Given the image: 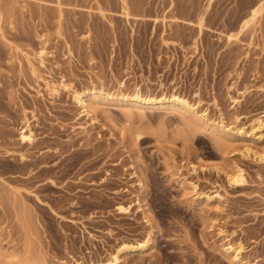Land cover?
I'll return each instance as SVG.
<instances>
[{
  "label": "rangeland",
  "instance_id": "obj_1",
  "mask_svg": "<svg viewBox=\"0 0 264 264\" xmlns=\"http://www.w3.org/2000/svg\"><path fill=\"white\" fill-rule=\"evenodd\" d=\"M260 1L0 0V264H106L149 236L119 264H264V12L229 36ZM94 92L111 103L86 112ZM138 92L235 137L113 101Z\"/></svg>",
  "mask_w": 264,
  "mask_h": 264
},
{
  "label": "bare ground",
  "instance_id": "obj_2",
  "mask_svg": "<svg viewBox=\"0 0 264 264\" xmlns=\"http://www.w3.org/2000/svg\"><path fill=\"white\" fill-rule=\"evenodd\" d=\"M263 12L264 0H261L253 7L250 16L246 20H243V23L241 24L237 35L230 34V38H236L238 37V35L244 33V31H246L252 23H255L258 19H260L259 17L261 15L263 16ZM77 99L86 112H91L97 108H101L106 104V102L111 103L110 95L105 94L104 92H94L87 99H84L83 95H80ZM113 101H117L118 104L122 106V108L128 114L127 116H132V114H134V111H138L142 115H145V111L147 109H169L172 112L180 114L181 117L186 118L187 120L190 118L191 123L189 121L188 123L191 124V127L194 129V131H210L211 134L214 135V137L221 140V142L219 141V145H221V147L223 144V146H225L226 143L231 142L235 137V134L231 129L226 130V127L220 126L218 123L210 121L206 117V115H204V113L201 114L199 111H197V109L193 108V106H191L187 100L177 96H174L173 99L163 98L161 100H158L152 96H144L142 93L138 92L132 96H122L117 98L115 97ZM141 135V133H138V140L141 138ZM21 139L23 140V142L30 141L32 139V132L29 127L23 129V131L21 132ZM228 175L230 181L235 184H242L245 182V176L241 169H235L232 172L228 173ZM208 198L210 197L208 196ZM119 209L122 212H129L130 207L122 205ZM152 240V237L149 236L145 241L143 240V242H139L137 244L123 243L117 250V252L112 255L110 261L106 264H119L125 254L138 251L144 252L150 247V245L152 244ZM237 258L238 254L236 255L235 259L237 260Z\"/></svg>",
  "mask_w": 264,
  "mask_h": 264
}]
</instances>
